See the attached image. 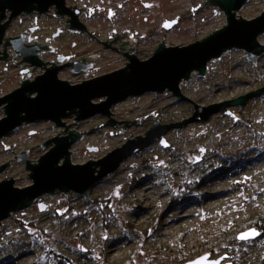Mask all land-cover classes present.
<instances>
[{
	"label": "rangeland",
	"instance_id": "1",
	"mask_svg": "<svg viewBox=\"0 0 264 264\" xmlns=\"http://www.w3.org/2000/svg\"><path fill=\"white\" fill-rule=\"evenodd\" d=\"M204 1L83 2L92 16L103 17L88 21L95 33L103 36L105 30L120 32L123 28L137 31L140 40L136 56L143 61L153 56L162 41L166 47L187 46L221 29L226 24L225 14ZM263 10L264 0H246L237 17L250 20ZM31 19L15 18L5 37L26 30ZM39 23V39L50 36L53 20L41 18ZM258 42L264 44V32ZM95 48L79 40L78 47L61 51L79 56ZM5 51L9 57L0 63V97L20 87L22 80L28 79L24 69L28 67L30 73L33 68L23 66L9 48ZM40 57L43 62L56 63L50 52H43ZM126 62L127 59L107 52L88 75L59 70L58 78L74 85L123 68ZM45 68H35L29 79L43 74ZM196 74L180 83L182 94L196 105L235 99L264 87V54L254 66L243 51L233 49L208 62L203 77ZM102 100L95 99L93 103ZM193 103L176 100L167 91L127 98L110 108L109 117L115 121L140 119V123L128 124L121 131L124 122L107 125L103 122L109 117L105 116L95 115L79 122L73 119L75 116L64 118L65 124L73 123L71 129L79 132L70 148L71 163L98 160L127 139L144 137L156 120L170 124L186 119L193 113ZM229 112L235 118L230 113H218L207 121L168 131L163 136L167 146L154 142L138 155L128 157L115 173L90 187L88 198L77 199L72 192L56 191L12 213L0 225V264H182L206 253L209 259L233 255L221 264H264V237L241 241L244 247L236 242L221 245L225 236L251 230L248 222L264 213V93L242 107L229 108ZM4 116L0 107V119ZM63 130L51 121H35L24 123L1 138L0 165L7 161L9 164L0 173V182L11 177L15 187L30 185L29 172L14 156L28 150L27 160L37 163L51 147L43 150L40 144L57 133L65 135ZM201 176L205 178L200 181ZM218 189L226 196L211 199L215 197L210 193ZM173 195L177 196L174 203ZM98 200L113 211L107 226ZM39 204L45 208L40 210ZM242 248L246 257H242Z\"/></svg>",
	"mask_w": 264,
	"mask_h": 264
},
{
	"label": "water",
	"instance_id": "2",
	"mask_svg": "<svg viewBox=\"0 0 264 264\" xmlns=\"http://www.w3.org/2000/svg\"><path fill=\"white\" fill-rule=\"evenodd\" d=\"M245 3L246 0H205V5L217 7L225 14L226 24L221 29L201 41L182 47H166L161 40L162 43L154 50L153 56L147 60L139 61L133 56H126L129 62H126L125 67L72 85L70 81L58 78V72L63 66L43 62L39 58L42 50L50 52L51 47H42L39 44L27 46L22 35L5 38L7 26L19 15L33 12L44 14L50 7H55L60 14H64L65 0H0V62L7 60L5 49L11 47L15 55L21 58V64L33 67L31 72L35 71V68H45L42 66L51 63L43 74L36 75L32 81H22L20 87L0 97V107L5 114L0 119V139L22 124L35 121H51L65 132L63 136H57V133L40 144L43 150L49 145L51 147L40 155L37 163L31 164V160H27L28 150L14 156L24 163L32 183L18 188L14 186L15 179L11 177L0 182V225L12 213L31 206L44 194H53L56 191L65 194L72 192L77 199L88 198L90 187L107 175L115 173L128 157L138 155L154 142L167 146L163 136L168 131L180 130L189 123L207 121L218 113L229 114V108L242 107L248 100L264 93V87H260L235 99L199 106L180 91L182 81L189 80L193 73L203 77L208 62L218 59L227 51L241 50L248 62L254 66L257 64L260 56L264 54V44L258 42V36L264 32V10L250 20L243 19L240 15L237 17V12ZM1 47H4L3 51ZM78 63L80 62L70 66H77ZM79 70L75 69V73ZM164 91L169 92L176 100L193 103L192 115L170 124H160L156 120L145 132L144 137L138 135L127 139L121 147L114 148L98 160L89 159L83 164L71 163L70 148L77 141L79 132L71 129L70 124L73 123L65 124L62 121L64 118L75 116L73 119L79 122L95 115L109 117L110 108L127 98L145 93L160 94ZM101 98L104 100L93 103V100ZM230 115L233 116L231 113ZM115 122H124L119 130L121 131L128 124L140 123V119L115 121L109 117L103 123L114 126ZM8 164L7 161L0 165V173ZM38 206L40 210L45 208L43 204ZM254 237L253 230L238 236L240 241ZM232 256L224 254L217 259H209V254L206 253L183 264H221L226 257Z\"/></svg>",
	"mask_w": 264,
	"mask_h": 264
},
{
	"label": "flooded vegetation",
	"instance_id": "3",
	"mask_svg": "<svg viewBox=\"0 0 264 264\" xmlns=\"http://www.w3.org/2000/svg\"><path fill=\"white\" fill-rule=\"evenodd\" d=\"M83 1L84 0H65L66 12L64 14H60L57 8L50 7L48 11L44 14H37L36 12H33L32 14L23 13L19 15L25 19L32 18L31 19L32 22L26 30L22 31L18 35H14V37L22 35L23 42L27 46L39 44L42 47H46V46L51 47L52 51H50V53L54 54V60L56 64L58 66H63L61 70H66L67 72H69V74L72 75L73 74L88 75L94 68V64L107 52H112L115 55H118L121 58H125V59H127L126 56H133L134 58H137L136 56L138 53L137 48L139 46V40H140L138 32L135 30L132 31L130 29L123 28L119 30L120 32H118L115 29L105 30L103 36L98 33H95V31L90 30L88 21H90L92 18L94 19L100 18L103 20V17L101 15L92 16L91 9H89L84 4ZM149 4L150 3L148 4L144 3L145 6ZM111 15L112 14L109 13L108 17H111ZM41 18H48L50 20L52 19L54 24V29L51 32V35L45 36L44 39H39L38 35L36 34L41 27V24L39 23ZM13 20L9 23L7 28L12 24ZM74 25L77 26L74 27ZM79 40L87 41L96 48L93 49L92 51L87 52L86 54H82L79 56L77 54L64 53L61 51L63 48L66 47L68 48L78 47ZM8 48L11 51H13L11 47ZM43 52L49 53L48 51L42 50L39 55V58H41L40 56L42 55ZM12 55L18 57L21 60V58L19 56H16L14 52H12ZM59 59L61 60L59 61ZM1 62H5V61H1ZM75 62H80V63H78L77 66H70V64ZM77 68L80 70L78 73H75V69ZM114 70L107 71L98 75H104L113 72ZM28 71H29L28 67H26L24 69V73L26 72L27 75ZM27 76L28 79L26 80L28 81H32L34 79V78L29 79V75ZM95 77L96 76L88 78V80L93 79ZM96 116H101V115H96Z\"/></svg>",
	"mask_w": 264,
	"mask_h": 264
},
{
	"label": "trees",
	"instance_id": "4",
	"mask_svg": "<svg viewBox=\"0 0 264 264\" xmlns=\"http://www.w3.org/2000/svg\"><path fill=\"white\" fill-rule=\"evenodd\" d=\"M215 170H219V169H214ZM209 174V173H208ZM206 174V175H208ZM203 178H205V176H201L200 177V181L203 180ZM197 181H195L196 183ZM195 183H191L192 184H195ZM187 185V188L189 189L190 186L188 184H185V186ZM196 185V184H195ZM189 191V190H188ZM174 196V195H173ZM177 198V196L175 195L173 198H172V202L174 203L175 202V199ZM99 205H102L100 206L101 210L104 211V220L107 222L106 223V226L109 222V218L112 216L113 214V211L110 210L109 208H111L110 206H107L106 204L103 206L104 204V201L103 200H98L97 201ZM249 226L247 227H250L251 230H253L255 232V237L253 239H262L264 237V213H262L261 215H258L256 216L254 219H252L250 222H248ZM245 227V228H247ZM243 228V229H245ZM238 236H239V233L238 235H228V236H225V242L222 245L223 246H228V245H231L232 243H238L239 246H243L244 247V242H241L238 240ZM242 251V257H246L247 256V253L246 251L244 250V248L240 249ZM132 261V260H131ZM187 261H182V264L185 263ZM132 263L134 264V261H132Z\"/></svg>",
	"mask_w": 264,
	"mask_h": 264
},
{
	"label": "bare ground",
	"instance_id": "5",
	"mask_svg": "<svg viewBox=\"0 0 264 264\" xmlns=\"http://www.w3.org/2000/svg\"><path fill=\"white\" fill-rule=\"evenodd\" d=\"M214 183H216V182H214ZM213 183V184H214ZM213 184H211V186H213ZM216 190V189H215ZM215 190H213L211 193H210V195L211 196H213V197H215V198H211V199H217L218 197H220V196H226V193L223 191V190H217V191H215ZM187 217V216H186Z\"/></svg>",
	"mask_w": 264,
	"mask_h": 264
},
{
	"label": "snow or ice",
	"instance_id": "6",
	"mask_svg": "<svg viewBox=\"0 0 264 264\" xmlns=\"http://www.w3.org/2000/svg\"><path fill=\"white\" fill-rule=\"evenodd\" d=\"M242 239L245 238V237H241Z\"/></svg>",
	"mask_w": 264,
	"mask_h": 264
}]
</instances>
